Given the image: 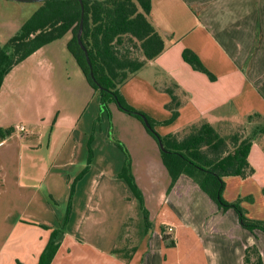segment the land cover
I'll return each mask as SVG.
<instances>
[{"label":"crops","instance_id":"1","mask_svg":"<svg viewBox=\"0 0 264 264\" xmlns=\"http://www.w3.org/2000/svg\"><path fill=\"white\" fill-rule=\"evenodd\" d=\"M150 20L165 41V51L120 88L123 98L157 121L161 136L181 139L204 124L224 138L256 135L249 154L254 175L226 178L223 197L229 203L242 200L248 218L264 221V0H152ZM19 23L7 27L8 39L20 30ZM65 37L68 45L71 34ZM185 50L195 53L215 79L185 62ZM65 52L73 56L68 49ZM72 58L69 77L75 82L69 88L85 101L97 95L100 112L99 94ZM18 66L0 91V129L12 124L10 112L14 114L22 101L20 76L14 77ZM173 97L178 116L164 124L173 116L169 108ZM111 110L119 122L118 139L129 149L150 227L140 208L142 219H135L133 231L123 237L127 219L132 220L125 209L132 193L128 195L125 187L119 190V182H124L118 178L120 172L95 173L92 162L76 183L71 216L51 264H246V251L252 247L264 263V232L243 228L235 210L221 209L192 179L182 176L172 185L157 140L136 118L126 119L116 105ZM45 112L51 115L50 108ZM59 123L58 133H64L70 146V160L64 166L54 167L47 155L32 153L31 147L25 148L24 167L12 155L1 156L16 133L0 144V264H39L53 231L64 225L71 186L86 168L71 169L83 153L85 133L77 145V120ZM58 137L51 143L56 144ZM121 237L126 242L123 250L116 248Z\"/></svg>","mask_w":264,"mask_h":264},{"label":"trees","instance_id":"2","mask_svg":"<svg viewBox=\"0 0 264 264\" xmlns=\"http://www.w3.org/2000/svg\"><path fill=\"white\" fill-rule=\"evenodd\" d=\"M151 7L152 0H82V3L80 0L43 1L42 6L20 30L4 46H0V91L5 78L16 66L45 46L71 34L68 50L89 85L99 94L101 112L110 119L111 105H116L119 110L145 126L148 133L163 146L162 160L172 179V185L182 176L192 179L221 209L235 210L243 228L251 232H264V221L248 218L241 206L242 200L229 203L223 197L226 178L247 179L254 175L249 154L256 135L236 133L224 138L215 129L204 124L191 128L181 139L176 135L161 136L156 131L157 121L130 106L123 98L120 88L149 61L159 57L166 48L164 39L150 20ZM83 12L81 42L89 55L91 66L77 39ZM131 49H135L137 54ZM183 59L196 71L215 79L192 51L185 50ZM177 107L178 103L173 97L169 106L173 116L164 124H170L177 118ZM143 118L148 120L149 128ZM14 134L13 128L0 129V144ZM119 147L124 149L126 160L118 178L126 183L138 201L145 223L150 227L149 212L132 171V160L125 146ZM92 162L93 151L89 144L88 164L71 186L64 225L53 231L39 264H51L56 257L71 216L76 183L89 172ZM164 239L167 237L164 236ZM258 254L255 247L249 248L245 263L264 264Z\"/></svg>","mask_w":264,"mask_h":264},{"label":"rangeland","instance_id":"3","mask_svg":"<svg viewBox=\"0 0 264 264\" xmlns=\"http://www.w3.org/2000/svg\"><path fill=\"white\" fill-rule=\"evenodd\" d=\"M41 6L42 2L37 1L0 0V46H4L9 41L10 31L7 27H12L15 22L26 23ZM17 7L23 10H18ZM67 39L68 37H64L55 46L46 48L40 54L24 62L22 66H18L14 77L20 76L18 82L22 101L18 102L16 114L10 112L12 124L4 128L15 129L16 138L11 139L9 144L1 149V156L4 152L7 156L12 155L11 157L16 158V162L24 167L27 162L25 148L31 147L33 149L31 151H34L32 153H37L40 156L47 155L48 161L54 167L58 164L64 166L70 160L68 159L70 146H66L67 137L64 133L63 135L58 133L56 125L57 122L63 124L64 121L74 118L79 125L74 133L78 140V143L75 144L78 145L82 142L81 135L85 133L83 141L85 146L83 153L80 154L81 158L78 159V162L74 161L77 163L76 167L71 168L74 169L72 172H77L79 168H83V165L87 166L89 144L93 151L95 173L96 171L121 172L126 154L124 149L119 147L120 145L125 146V144L119 141L118 134L115 132V127L119 122L115 117L109 119L101 110L98 111L99 99L97 95L85 101V98L72 93L69 86H72L75 81L73 77L70 79L69 74L73 72L71 66L74 65V60L73 56L71 57L65 52V49H68ZM63 50L64 52H62ZM131 50L137 54L135 49ZM65 57L68 58L65 59ZM46 107L50 108L51 115H47L45 112ZM122 115L127 117L126 119L133 118L127 114ZM55 136H59V141L56 144L51 143V139ZM125 149L130 156L127 146ZM24 181L26 182V179H23ZM119 183L122 184L119 186V190L125 187L126 193L130 195L131 192L127 185L121 181ZM54 199L53 197L49 198L51 205L55 206ZM127 202L125 209L129 211V217L132 220L128 222L129 218L127 219L122 230L125 232L123 237L127 230L130 229L127 234L131 233V230L133 231L135 219L136 222L142 219L139 204L132 195L130 200L127 199ZM61 209L63 210L62 207H58L57 211ZM58 216L54 217L57 219ZM123 237L116 242L117 249L125 248L126 242Z\"/></svg>","mask_w":264,"mask_h":264},{"label":"water","instance_id":"4","mask_svg":"<svg viewBox=\"0 0 264 264\" xmlns=\"http://www.w3.org/2000/svg\"><path fill=\"white\" fill-rule=\"evenodd\" d=\"M14 1H19V2H28V1L43 2V1H45V0H14ZM80 1H81V3H82V0H80ZM82 5H83V4H82ZM83 16H84V12H83V14H82V19H81L80 29H79V32H78V35H77V39H78V41H79V43H80L82 49L85 51V53H86V57H87V61H88L89 65L91 66V62H90L89 55H88V53H87L85 47L83 46V44H82V42H81V36H82V31H83V23H84ZM91 75H92V77H93V72H91ZM143 120H144V123H145L146 127L149 128V127H150V124H149L148 120H147L146 118H143ZM160 146H161V148L163 149V146H162V145H160Z\"/></svg>","mask_w":264,"mask_h":264},{"label":"built area","instance_id":"5","mask_svg":"<svg viewBox=\"0 0 264 264\" xmlns=\"http://www.w3.org/2000/svg\"><path fill=\"white\" fill-rule=\"evenodd\" d=\"M172 231H173V229H172V228H170V229H169V232L171 233Z\"/></svg>","mask_w":264,"mask_h":264}]
</instances>
